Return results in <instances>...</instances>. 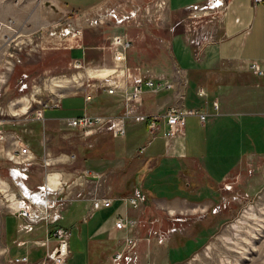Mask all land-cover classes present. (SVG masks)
<instances>
[{"label": "rangeland", "instance_id": "obj_1", "mask_svg": "<svg viewBox=\"0 0 264 264\" xmlns=\"http://www.w3.org/2000/svg\"><path fill=\"white\" fill-rule=\"evenodd\" d=\"M0 1L12 4L17 2ZM24 1L33 3L35 10L26 8V19L18 20L14 15L21 16L22 11L11 5L13 8L8 17H15L18 33L10 45L2 46L9 70H0V264H9L10 258L24 254L27 250L26 238L40 240L42 234L46 233V229L42 234L39 230L36 231L37 229L26 232V228L22 226L25 225L24 220L17 216L12 208V203L17 202L20 193L18 186L10 179L8 170L10 166L15 165L12 160L14 150L27 147L31 152V157L28 156L27 181L31 176L35 186H29L27 181L26 186L33 190L42 184L55 187L59 170H82L90 166L103 170L105 165H108L104 162L109 156L103 157L102 152L92 153L94 146L90 138H85L66 124L67 117L76 115H71V112L62 114V107L81 109L84 102H89L87 95L91 96L98 90L106 92L102 84L110 75L107 74L111 71L108 70L110 67L119 71L120 68L123 70L131 66L128 68L132 71L136 66L162 75L166 66L173 65L167 41L156 35L159 30L156 31L157 26L152 27L153 22H150L154 18V4L151 6L150 3H136V0H112L107 5L88 10L84 7L70 8L62 1L59 3L46 0L42 3L44 11L36 16L35 11L38 12L37 9L42 6L39 0H20L19 3L23 5ZM110 11L116 16H107ZM132 11L136 12L135 17L118 23L122 14L128 15ZM167 19L164 16L165 27ZM139 21L141 23L137 24ZM204 25H200L189 42L194 40L197 44L200 39L213 38ZM116 36L130 41L125 60L122 61L115 59V49L118 48L111 44ZM76 43L81 52L78 55L71 50ZM177 74L179 83L177 82L174 88L178 98L183 100L187 89L186 77L180 71ZM195 92L198 101L203 103L202 100L208 96L206 90L197 88ZM218 93L222 97L211 103L213 109L218 112L215 116L221 121L223 130L216 135V141H219L217 144H224L228 139L226 124H234L231 120L239 122L243 133L249 132L248 139L242 136L245 143L256 138L264 139L263 115L253 114L258 118L252 126L255 130L246 129L251 127L247 112L264 110V103H260L263 102L264 88L252 91L224 89ZM238 94H241L240 98L237 97ZM233 97L239 100V103H230L229 99ZM242 97L255 99L257 104L242 103ZM60 99L63 100L59 106ZM183 110L202 113L198 108ZM188 115H194L198 119L197 114L186 116ZM192 119L187 117L186 131L191 125L199 127L200 121L198 123L195 120L196 124H192ZM126 130L128 134L133 133L136 128L126 127ZM105 133L110 132L98 131L90 134ZM230 151V144L227 142L220 151L209 145L202 163L195 168L197 174L203 171L212 181H217L209 185L212 189L215 187V192L208 194L212 199L206 201L209 204H206L203 210L174 213L161 207L162 200H156L158 207L160 206L158 213L142 212L143 216L139 214L134 217L129 215V218L137 221L131 231L114 226L116 231L113 239L97 247L91 245L90 251L87 248L88 241L79 235L75 221L67 219L65 222L70 229L69 254L71 251L69 264H85L87 261L88 264H113L112 255L116 250L123 248L126 233L137 237L134 250L138 256V264H264V165H256L252 176V168L241 163L239 170L234 169L233 156L228 153ZM231 152L233 154V151ZM61 155L66 158L59 157ZM175 166L167 174L160 172L153 177L152 197L169 198L173 194L188 193L185 180L178 175V163H175ZM230 166L236 172H229L223 180L218 181V177ZM241 174L248 179L246 183L239 177ZM75 181L73 177L66 180L68 185L65 186V194L70 193L66 188ZM195 183V186H198L196 181ZM81 185L79 183V187ZM99 185L100 183H93L91 187L83 185L71 194V198L60 210L72 201L88 200L92 203L96 193L100 194ZM205 185L204 183L201 193H210L211 190ZM79 192L82 195L77 197ZM134 192L135 190L131 194ZM131 196L127 197V201ZM100 198L99 208L108 207L110 199ZM140 205L142 203L134 209H140ZM158 220L163 221L164 225L153 227L155 223L160 224ZM40 224L44 226L45 222ZM28 233L31 235L26 237ZM21 242L25 244L21 245ZM37 248L38 252L44 249ZM33 252H36L35 249ZM29 257L32 260L38 259L31 255Z\"/></svg>", "mask_w": 264, "mask_h": 264}, {"label": "crops", "instance_id": "obj_2", "mask_svg": "<svg viewBox=\"0 0 264 264\" xmlns=\"http://www.w3.org/2000/svg\"><path fill=\"white\" fill-rule=\"evenodd\" d=\"M45 1L39 0L40 5ZM55 1L59 3L61 1L65 2L70 8L84 7L90 10L107 5L112 0ZM207 1L209 0H136V3L142 2L146 5L150 3L151 6L154 4L152 6V18H154L150 22H153L152 27L157 26L156 31L159 30V34L156 32V35L167 41L173 65L166 66L162 75L136 66L132 71L131 68L129 69L128 75L112 73L114 68L110 67L108 70L111 71L107 74L112 75L111 77L118 84L114 94L111 95L104 90H98L91 95L92 98L89 99V102H84L82 108L78 110H74L70 106L69 108L61 106L62 114L71 112V115L76 116L81 114L123 116L125 105L122 99V91L123 89L125 91L131 90L132 77L151 75L165 81H172L175 86L177 82L179 83L178 74L175 72L178 69L186 77L185 87L187 89L184 99L178 98L175 88L153 90L143 87L140 101L136 104L138 111L150 117H162L169 107L175 106L181 110L198 108L202 113L206 114L204 122H201L194 115L185 116V124L187 117H189L193 118L191 120L192 124H196L195 120H197L198 123L200 121L201 126L199 125L197 128L191 125L189 130L186 131L184 124L183 132L173 137H165L162 134L166 128L163 118H159V129L156 135L152 136L145 121L136 122L130 117L125 119V135L121 137H114L111 133L84 135L85 138H90L89 140L92 141L94 146L91 149L92 153L102 152L103 157L109 156L104 162L108 165H105L103 170H98L92 166L82 170L79 168L73 171L59 170L58 180L66 181L72 177L76 180L75 183L68 187L70 195L77 192L83 185L91 187L93 183H100V194L98 192L95 196L110 199L111 204L108 207L90 211V201H72L61 210V217L57 224L67 228L68 223L65 222L67 219L75 221V227L79 235L88 241L87 248H89V251L91 245L97 247L107 242V240L113 239V234L116 231L114 228L116 217L122 215L134 217L139 216V214L143 216L142 212L158 213L160 206L158 207L156 200H162L163 205L161 207L172 210L174 213L177 211L194 212L195 210H203L206 204H209L206 201L212 199L208 194L215 192V187L212 189L209 185L215 184L217 181H212L210 176L203 171L197 174L195 168L197 169L200 166L199 163H202L209 145L215 146L220 151L223 150V145L226 142L229 143L233 154L231 151L228 153L233 156L232 163H235L234 165L231 164L232 167L239 170L240 163L250 167L252 168L250 169L251 176L256 165L259 163L264 165V155L258 154L264 153V139L256 138L251 140V142L247 141L245 143L242 136L244 135L248 139L250 134L249 132L243 133L241 131L237 120H231L234 124L230 125L227 122L226 132L228 139L224 144H217L219 141H216V135L217 133H222L223 130L221 121L215 116L218 112L213 109L211 104L215 99L219 100L222 97L218 93L220 90L252 91L257 90V88H264V76L256 75L250 69V64L254 62L264 68V3H254L253 0H224V4L220 8L213 10L205 8L201 11L193 9L194 6L199 7L206 4ZM19 2L20 0H17L15 4H12L11 2L0 1V18L10 16L9 12L13 8L11 5L15 9L18 8L22 11L23 15H14L18 20L26 19V8L35 10L33 3L24 1L25 3L23 2L22 5ZM42 8L45 9L44 5L37 9L38 12L35 11L36 16L44 11ZM164 16L168 18L165 23L166 27L163 25ZM140 23L139 21L137 24ZM203 24L206 25H204L205 30L210 31L209 34L213 39H200L198 44L189 42L200 25ZM2 46L0 44V70L8 71L9 64L7 65V62H5L7 59H5L6 54ZM71 50L75 55L81 53L77 43L74 44ZM197 88H204L207 92L208 96L202 100L203 103H200L197 99L195 92ZM238 95L237 97L240 98L241 94ZM231 99H229L230 103H239V100L234 99V97ZM62 100H58L59 106L62 104ZM241 101L247 105L257 104V100L250 97H242ZM260 103H264V98L263 102L260 101ZM255 113L264 117V110L247 112V115L250 116L248 120H250L251 126L246 127L247 131L249 129L255 130V128H252L258 119L256 115H253ZM126 127L136 128V130L133 133L128 132V134L130 133L128 135ZM262 128L264 133V124H262ZM77 132L80 133L79 131ZM59 157L64 158L65 155ZM175 163H178V175L185 180L188 193L183 195L173 194L169 198L152 197L154 191L152 185L153 177L160 172L167 174V172L176 167ZM234 169H231L230 166L227 171H224L218 177V181L223 180L229 172L235 173L236 170L234 172ZM83 172L87 173L85 177L82 176ZM239 177L245 183L248 180L242 174ZM206 178L209 179V182H207ZM195 181L198 186H195ZM27 182L29 186H35L31 176ZM79 183L82 184L80 187ZM204 183L206 184L205 187H209L208 189L211 190L210 193H201ZM137 189L145 196L140 209H134L127 201V197L132 195L133 190ZM17 224L19 226V223ZM69 225L71 226L72 224ZM162 225H164V222L160 221L159 225L155 223L153 227ZM35 229L42 234L46 228L45 225L43 226V224L39 223ZM33 233L34 231L31 232V234ZM31 234H26V237ZM42 236L43 239L45 235L42 234ZM30 239L26 238V248L29 256L31 255L33 258L42 257L46 251L45 247L35 246V239L33 237ZM37 247H44V249H40L39 253L37 251L39 248ZM34 249L36 252H33ZM70 257L71 251L66 264H69ZM75 264L84 263L76 262ZM85 264H88V261Z\"/></svg>", "mask_w": 264, "mask_h": 264}, {"label": "built area", "instance_id": "obj_3", "mask_svg": "<svg viewBox=\"0 0 264 264\" xmlns=\"http://www.w3.org/2000/svg\"><path fill=\"white\" fill-rule=\"evenodd\" d=\"M253 2L264 3V0H253ZM223 4L224 0H209L204 5L199 7L194 6L193 9H216L222 7ZM107 16L114 17L116 14L113 11H110L107 13ZM135 16V11L130 12L128 15L122 14L118 19V23L129 20ZM17 33L18 26L14 18H0V44L10 45ZM192 43H194V40H192ZM111 44L115 48H118L115 49V59L118 61H122V59L125 60V54L130 41L116 36L112 39ZM128 67L129 66L125 67L123 70L120 68L119 71H116L117 69H113L112 73H123L128 75ZM250 69L256 75L264 74V68H262L258 63H251ZM175 72L178 73L179 70L176 69ZM111 76L112 75L106 77L105 83L102 84V87L105 88L106 92L109 94L114 93L118 87L116 80ZM131 85L130 91H125V89L122 91V99L125 105L123 116L81 114L73 117H67V126L79 131L83 135H88L98 131H105L110 132L115 136H123L125 135V119L130 117L133 121H145L149 132L152 136H154L159 129L158 120L159 118H163L165 120L166 128L163 130L162 134L165 137H173L183 132L185 116L187 114H197L201 122H204L206 119V115L200 113L199 111L185 112L175 106L169 107L162 117L147 116L138 111V107L136 106V104L140 101V95L143 91V87H148L153 90L173 89L174 83L172 81H165L161 78H155L154 76L148 75L132 77ZM86 98L89 100L91 96L87 95ZM30 155L31 152L27 147H20L16 151L14 150L12 160L15 165L8 168L10 179L18 186L19 189L20 183L23 182L26 185L27 178L29 177L27 173L29 170L28 161L29 157H31ZM17 172H19L18 175L20 174L19 177L21 178V181H18L16 178ZM86 174V172H83L82 176L85 177ZM56 184L57 185L55 187L42 184L37 186L36 190L27 188L30 192H33V194H31L33 196H22L20 192L15 205L14 202L12 203V208L16 212V215L24 220L25 225L22 226L26 228V232L35 229L38 223L42 221L45 222V237L40 240H34V245L44 246L46 251L43 257L31 260L28 256L27 249L24 254L10 258L9 264H65L69 255L70 229L58 225L57 222L61 217V207L68 199L71 198V195L65 194V186L68 185L66 181L57 179ZM68 187L66 188L67 192ZM36 192L39 193L38 196H35ZM81 195V192H79L77 197ZM93 198L90 211L96 210L101 205L100 197L95 196ZM144 199V194L137 189L132 196L128 198V203L132 207H137L139 203L144 201ZM106 203L107 199L105 204ZM107 205H110V201H108ZM136 224V220L127 216H118L114 222L115 228L122 230L128 229L130 231ZM126 234L127 235H125L123 239V248L121 250H116L112 255L113 264H138V256L134 250L137 237L134 234ZM20 244L24 245L25 243L21 242Z\"/></svg>", "mask_w": 264, "mask_h": 264}, {"label": "bare ground", "instance_id": "obj_4", "mask_svg": "<svg viewBox=\"0 0 264 264\" xmlns=\"http://www.w3.org/2000/svg\"><path fill=\"white\" fill-rule=\"evenodd\" d=\"M189 8V7H188ZM191 9V8H190ZM209 10V9H208ZM213 10V9H212ZM201 11V10H200ZM18 173L19 172H17L16 173V178H17V180L18 181H21V178L19 177V175H18ZM59 179V178H58ZM47 183V182H46ZM19 187H20V189H18L20 192H21V195L22 196H28V197H31V196H33V195H31V194H33V192H30L27 188V186L22 182V183H20V185H19ZM16 189V188H15ZM38 192H36V195L35 196H38ZM13 195V194H12ZM14 196V195H13ZM15 204V203H14Z\"/></svg>", "mask_w": 264, "mask_h": 264}]
</instances>
